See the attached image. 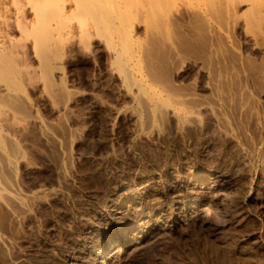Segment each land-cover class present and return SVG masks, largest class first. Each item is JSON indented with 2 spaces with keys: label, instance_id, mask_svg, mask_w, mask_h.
Here are the masks:
<instances>
[{
  "label": "rangeland",
  "instance_id": "obj_1",
  "mask_svg": "<svg viewBox=\"0 0 264 264\" xmlns=\"http://www.w3.org/2000/svg\"><path fill=\"white\" fill-rule=\"evenodd\" d=\"M259 1L262 0L257 1L258 5L263 6L264 1ZM239 16L236 26L227 24L228 43L253 73L256 65L264 68V53L248 41L250 31ZM99 43L91 40L85 49H65L69 51L63 52L60 71L50 75L51 91H56L57 96L44 87L42 78L32 90L34 97L44 95L35 97V107L42 110L61 145L45 144L42 164L32 154L31 158H37L30 161L34 170L27 177L26 186L43 185L48 191L60 186L63 190L62 194L47 197L41 210L32 205L30 216L22 217L18 223L6 218L2 232L7 231L4 236L10 241L6 247L0 245V264H92L90 251L98 238L90 237L88 232L94 227L100 231L97 242L116 233V224L107 220V225H102V218L111 214L112 206L123 211L137 207L132 202L117 205L126 196L142 194L148 186L153 192L147 199H153L156 207L151 216L159 219V209L165 211V228L153 233L157 236L145 239L143 247L125 249L120 245L124 252L114 256L111 264H264V79L260 82L249 77L253 81L248 78L247 82L240 77L243 82L237 81L238 100L248 99L253 111L241 116L234 110L232 115L227 113L229 122H233L231 133L202 113L200 128L178 135L166 126L165 135L153 138V142L134 143L130 100L121 91L118 79L109 73L107 55ZM23 62L34 66L27 57ZM193 69L187 68L181 84L201 101L211 103L207 80ZM42 86L49 90L47 93L44 89L46 95ZM59 167L65 168L59 171ZM201 177H205L202 185ZM178 182L182 183L181 188ZM198 186H213L207 194L210 203L197 205L199 213L211 210V215L206 221L196 219L181 226L180 217L179 227L171 226L174 198L179 194L185 201Z\"/></svg>",
  "mask_w": 264,
  "mask_h": 264
},
{
  "label": "bare ground",
  "instance_id": "obj_2",
  "mask_svg": "<svg viewBox=\"0 0 264 264\" xmlns=\"http://www.w3.org/2000/svg\"><path fill=\"white\" fill-rule=\"evenodd\" d=\"M257 1L0 0V245L6 247L10 241L4 236L7 231L2 232L6 218L18 223L22 217L30 216L32 205L40 209L47 197L56 196L63 190L60 186L50 191L43 185L29 188L26 180L34 170L31 159L38 157L39 162L42 160L45 144L61 145L51 125L48 126L44 120L42 110L35 107V97L40 99L44 95L38 93L41 97H34L32 90L36 88L37 80L42 78L44 87L55 94L56 91H51L50 75L58 73L61 67L59 61L63 60L66 48L83 49L91 40L100 41L103 45L107 69L111 76L118 79L121 91L130 100V109H127L134 120V143L141 140L153 142V138L158 139L164 134L166 126L178 135L200 128L202 113H207L229 133L233 122H229L227 113L232 115L234 110L241 116L251 108L248 99L247 102L238 100L239 94L235 93L237 81L242 80L240 77H245L243 80L247 82L251 78L263 80L264 68L262 65L259 67L263 70L257 65V68L252 66L255 68L251 73L246 65L244 67L245 59H238L229 46L227 26L234 24L241 15L245 21L243 24L251 33L246 30L250 35L248 41L253 48L259 47L264 53V5H258ZM24 57L31 59L34 66L24 64ZM187 68H194L198 76L207 80L213 97L211 103L201 101L197 94L182 85L181 78ZM44 89L42 86L43 94L49 91ZM32 154L37 157L31 158ZM204 181L205 177L199 178L201 185ZM180 183H177L179 188ZM212 187L194 188L185 201L177 193L170 208L171 226L179 227L177 219L180 217H183L180 226L191 220L207 219L211 210L199 213L197 205L210 203L207 194L211 193ZM149 192H153L152 186L135 197H124L118 207L125 202L137 203V207L135 205L123 211L112 206L111 214L102 218V225H107L108 221L116 224L119 228L116 233L97 242L101 233L95 227L91 228L88 235L98 238L90 251L92 264H111L114 256L124 252L120 245L125 249H137L150 235L155 237L157 235L153 233L165 228L162 219L165 218V211L159 209V219L151 216L156 207L152 204L153 199H147Z\"/></svg>",
  "mask_w": 264,
  "mask_h": 264
}]
</instances>
